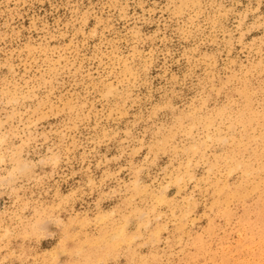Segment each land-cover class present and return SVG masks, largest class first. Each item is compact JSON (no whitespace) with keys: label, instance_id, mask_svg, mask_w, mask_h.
Listing matches in <instances>:
<instances>
[{"label":"rangeland","instance_id":"rangeland-1","mask_svg":"<svg viewBox=\"0 0 264 264\" xmlns=\"http://www.w3.org/2000/svg\"><path fill=\"white\" fill-rule=\"evenodd\" d=\"M0 264H264V0H0Z\"/></svg>","mask_w":264,"mask_h":264}]
</instances>
